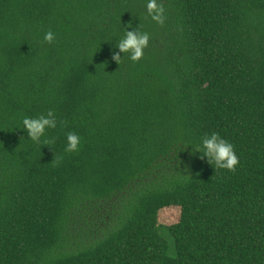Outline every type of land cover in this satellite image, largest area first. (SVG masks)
<instances>
[{
    "label": "trees",
    "instance_id": "trees-1",
    "mask_svg": "<svg viewBox=\"0 0 264 264\" xmlns=\"http://www.w3.org/2000/svg\"><path fill=\"white\" fill-rule=\"evenodd\" d=\"M147 2L0 0V264H264V0ZM213 131L234 172L195 150Z\"/></svg>",
    "mask_w": 264,
    "mask_h": 264
},
{
    "label": "clouds",
    "instance_id": "clouds-1",
    "mask_svg": "<svg viewBox=\"0 0 264 264\" xmlns=\"http://www.w3.org/2000/svg\"><path fill=\"white\" fill-rule=\"evenodd\" d=\"M147 10L152 20L159 24L164 23L166 17L165 8L162 3H158V0H148ZM54 39L55 33L52 31H48L44 34V40L46 42L52 43ZM149 39L150 36L147 32H140L137 30L130 31L125 28L124 36L120 39L117 46L124 54L130 53L129 58L133 62H137L142 58L144 54L143 50L148 46ZM113 58L119 62L122 57L115 55ZM56 127L57 119L54 111L49 109L46 115L22 117L21 125L18 128L27 131L28 138L33 142L42 143L43 145H52L54 141L48 140L45 134L48 129H54ZM42 138L44 139L42 140ZM66 139L67 144L64 149L66 152H75L79 150L81 137L77 133L69 132ZM195 150L202 153L203 156H206L208 162L211 165L214 164L216 169H227L234 172L239 163L235 146L215 131L206 135L199 144L195 145ZM56 162L59 163V159H57Z\"/></svg>",
    "mask_w": 264,
    "mask_h": 264
},
{
    "label": "rangeland",
    "instance_id": "rangeland-1",
    "mask_svg": "<svg viewBox=\"0 0 264 264\" xmlns=\"http://www.w3.org/2000/svg\"><path fill=\"white\" fill-rule=\"evenodd\" d=\"M179 217V209L176 207H170L165 210H161L158 217V222L164 224H170L177 222Z\"/></svg>",
    "mask_w": 264,
    "mask_h": 264
}]
</instances>
